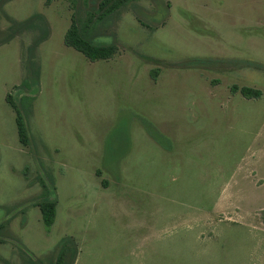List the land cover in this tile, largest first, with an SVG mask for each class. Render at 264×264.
Here are the masks:
<instances>
[{
  "label": "rangeland",
  "instance_id": "1",
  "mask_svg": "<svg viewBox=\"0 0 264 264\" xmlns=\"http://www.w3.org/2000/svg\"><path fill=\"white\" fill-rule=\"evenodd\" d=\"M91 4L4 6L18 22L43 15L50 36L27 146L6 97L24 95L33 34L0 47V264L49 257L65 237L74 264H264V0H139L101 30L118 51L96 62L63 42ZM187 59L217 63L178 67ZM50 180L47 232L38 203Z\"/></svg>",
  "mask_w": 264,
  "mask_h": 264
},
{
  "label": "trees",
  "instance_id": "2",
  "mask_svg": "<svg viewBox=\"0 0 264 264\" xmlns=\"http://www.w3.org/2000/svg\"><path fill=\"white\" fill-rule=\"evenodd\" d=\"M13 0H0V18L9 22V27L5 30L0 28V47L9 44L16 37L32 33L31 44L26 49V59L24 60L25 78L22 80L17 89L24 92L18 101L9 96L6 102L15 112V124L19 142L23 146L29 144V136L25 123V116L31 113L34 96L30 95L34 88L39 86V60L38 48L48 40L50 28L47 20L41 14H33L24 21L18 22L8 16L4 6ZM51 0H47L50 2ZM139 0H92L90 7L84 11V18L81 12L74 13L71 17L69 28L64 34V45L74 49L82 54L90 62L112 59L118 51L116 43H101L97 39L105 36L101 30H106L109 26L132 8ZM217 62L206 59H187L178 64L183 68H204L212 66ZM220 62L219 64H221ZM232 64L236 61L231 62ZM248 62H245L247 64ZM223 64V63H222ZM157 71H153V79L157 76ZM232 93L239 92L245 99H259L262 92L251 87L237 88L232 87ZM150 135L163 147L169 148L168 140L157 134L151 128H148ZM168 143V145H167ZM54 186L50 180L49 186L43 185V194L41 195L38 207L41 213L43 227L48 232L54 224L56 217V199L54 197ZM77 246L75 241L70 237L62 238L56 245L53 253L46 258H31L26 254H21L22 264H74L77 257Z\"/></svg>",
  "mask_w": 264,
  "mask_h": 264
}]
</instances>
